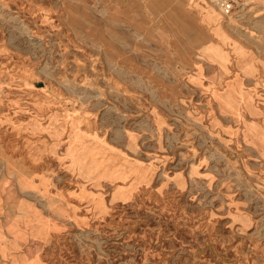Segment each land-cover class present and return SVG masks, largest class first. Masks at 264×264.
<instances>
[{"label":"rangeland","instance_id":"rangeland-1","mask_svg":"<svg viewBox=\"0 0 264 264\" xmlns=\"http://www.w3.org/2000/svg\"><path fill=\"white\" fill-rule=\"evenodd\" d=\"M256 147L264 0H0V264H264Z\"/></svg>","mask_w":264,"mask_h":264},{"label":"crops","instance_id":"crops-1","mask_svg":"<svg viewBox=\"0 0 264 264\" xmlns=\"http://www.w3.org/2000/svg\"><path fill=\"white\" fill-rule=\"evenodd\" d=\"M198 31L200 32V34L203 37V39H207L208 38V31L207 30H203V29L202 30H197L196 29V32H198ZM191 78H192L191 79L192 85L193 86H196V88H198V89H200L199 86H203V85L205 86L206 85V84H204L205 83L204 81H206V80L203 79V77H202V70H200V68L196 70V74H194ZM214 89H219V88L216 87V83H211V84L209 83V90L208 91H210L209 93L211 94V96H212V90H214ZM220 90H222V89H220ZM256 149L264 157V149L262 150V148L260 149L259 147H256Z\"/></svg>","mask_w":264,"mask_h":264}]
</instances>
